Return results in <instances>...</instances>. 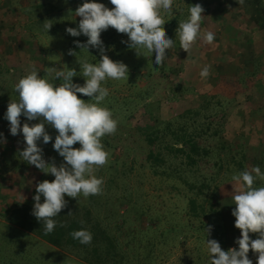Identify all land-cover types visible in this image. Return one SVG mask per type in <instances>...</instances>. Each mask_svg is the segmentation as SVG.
Returning <instances> with one entry per match:
<instances>
[{"label":"trees","instance_id":"obj_1","mask_svg":"<svg viewBox=\"0 0 264 264\" xmlns=\"http://www.w3.org/2000/svg\"><path fill=\"white\" fill-rule=\"evenodd\" d=\"M178 1L186 3V17L189 15L188 9L191 5L202 2L200 0ZM233 1L235 4L238 2V5L246 9L254 25L264 28L263 0H243V3H240V0ZM98 2L109 8L113 7L109 0H99ZM44 8V4L31 3L24 9L27 12V24L30 28H37L43 20L41 16L45 13ZM69 15L68 12L63 14L64 21L70 19ZM177 19L166 20L163 25L167 36L174 40V47L166 50L167 59L162 66H155L153 64L154 57L151 55L145 57L138 55L127 44L121 43L122 40H128L127 35L118 33L112 27L101 32L100 35L105 54L113 61H126L129 69L128 75L135 70V73H131V77H138L137 74L140 69L146 68L149 71L151 67L148 68L147 64L150 63L153 68L151 72L145 74L146 76L142 75L144 80L152 78L160 83L165 79H169L167 82L172 83L173 78L180 75L174 74V68L179 64L174 52L178 50H182L181 53L183 52V49L180 48L179 37L176 35L180 18ZM66 23L69 24V21ZM78 23L79 21L73 26L77 27ZM74 41H80L83 44L87 41V37L84 35L77 37L68 35L67 39L64 40L67 44L66 60L69 68H74L79 72V62L82 59H87L92 63L100 59L97 48L89 46L88 53L86 50L77 47ZM70 52H73V55ZM257 59L259 58H255L251 65ZM169 62H174L172 68L169 67ZM11 70V68L0 65V123H9L4 119L7 105L13 99H18V95L14 91V85L11 83L6 84L2 80ZM172 74H174V77H172ZM238 74L237 80L240 83L253 84L251 79H257V74L248 71V68L241 69ZM40 75H45V71L42 70ZM72 81L83 85L84 78L76 76L72 78ZM60 82L62 81H54V83ZM175 88L174 86L173 89ZM148 89L147 86L138 91L139 101H142L144 96H151ZM189 91L192 92L193 90L190 89ZM77 95L78 98L85 101L91 99L79 93ZM165 96L169 97V92H166ZM103 105H106L112 113L117 112V106L110 97H106ZM261 105L264 104L261 103ZM222 117L224 116L221 110L218 111L216 106L213 107L210 98L206 96L203 100H199L195 108L186 109L171 120L159 122L149 127L138 128L134 134H131L132 129L128 128L126 134H120L118 138L123 153L129 154L136 151L133 145L137 143H140L139 147L145 149L141 153H133L129 161L124 160L122 156H113L111 150L116 148V144L112 145L106 135L102 138V143L109 153L108 163L100 167L95 173L98 177H103L104 181L100 194L90 195L86 198L82 195L77 198L65 196L67 205L55 218L57 225L53 232L46 235L43 223H40L32 215L34 205L32 197L36 194V183L31 189L28 188V196L24 202H12L8 205L2 216L3 223L7 227L12 226L25 232L29 238L37 239L53 249L73 256L83 264H152L154 250L161 245V240L166 241L164 235L168 230L173 229V225L171 224L167 229L158 233L155 226L161 222L170 224L169 220L166 221V217L162 219L158 213L153 216L148 215L149 203L141 197L144 195L142 194L144 177L148 174L150 179L163 182L171 192L183 197L184 206L181 218L186 219V223L190 227L197 228L200 231L213 224L217 229V235H219L214 236V239L219 242L220 246L222 245L223 250L238 248L230 245L226 239L222 238L229 230L240 237V230L233 229L234 225L228 215L222 214L219 211L220 208L216 205V192L221 181H218L219 176L214 174V171L222 172L225 175V180L232 185L233 192L231 195L226 198L220 196V206L223 208L227 203L233 204L232 196L235 189L238 188V184L232 179L234 175L253 166H259L261 171L264 172V148L260 145L247 144L243 136H241L242 140L240 138L230 140L224 125L220 122ZM262 119H264V115ZM20 120L23 123H29V125L38 122L36 120L27 121L23 116L20 117ZM45 130L53 139L57 135V131L50 125H45ZM21 137L20 143L22 145L24 143L22 134ZM16 141L10 137V139L5 140V143L14 142L17 144ZM38 145L43 149L44 159L50 162V155L57 153L52 148V142L50 141L47 144L38 142ZM5 147V151L1 156L3 160L1 163L4 164L13 158L9 159L8 157L9 154L11 156L12 148ZM14 148L17 149L18 155L19 151L23 150V147L20 146ZM111 156H113V159H111ZM22 162L25 168L38 172L40 175L37 178L39 182L52 181L50 180V174H45L35 166L26 165L23 160ZM209 163H212V169L206 171ZM3 171L8 172L9 169L8 167L2 168L0 165V172ZM256 186H264V180H257ZM221 201L224 202V205ZM41 202H43V196H41ZM229 207L230 205L228 208H224L229 209ZM144 218L149 222L146 227L143 226ZM183 222L185 223V221ZM81 228L91 232L92 240L90 244H81L70 235L73 231ZM4 234V232H1V235ZM249 235L251 239H256L258 236L257 233H249ZM204 237L208 238L209 235L205 232ZM247 255L257 257V254L251 249ZM22 260H25L23 263L26 264H41L42 261L40 256L26 254V252ZM15 262L17 261L9 260L8 264H14ZM186 264H210V261L199 255L195 259L186 262Z\"/></svg>","mask_w":264,"mask_h":264},{"label":"rangeland","instance_id":"obj_2","mask_svg":"<svg viewBox=\"0 0 264 264\" xmlns=\"http://www.w3.org/2000/svg\"><path fill=\"white\" fill-rule=\"evenodd\" d=\"M200 1H202L200 5L205 10L202 13L204 17L201 33L212 31L215 39L211 44L204 43L202 38L197 40L189 53L184 50L182 53V50L174 52L179 62L174 68V74L180 75L173 78L172 83L167 82L169 79L160 83L152 78L144 80L142 75L148 74L153 68L150 63L147 64L148 68L151 67L150 70L140 69L138 77L130 76L131 73H135L134 70L128 75L127 81L109 79L105 82L104 86L109 89L108 97L117 106V112L113 113L118 121L117 130L106 137L112 145L116 144V148L111 150L113 156H122L124 160L129 161L133 153L138 154L145 150L139 147L140 143H137L133 145L136 151L129 154L123 153L118 138L120 134H126L128 128L132 129L131 134H134L138 128L171 120L182 111L195 108L199 100H203L206 96L210 98L211 105L216 106L217 110L223 113L224 117L220 122L224 125L230 140L239 138L242 140L241 136H243L247 144L260 145L264 148V119H262L264 105H261V103L264 104V28L254 25L249 13L244 7L238 5V2L235 4L233 0ZM83 2L84 0H0V65L12 69L2 79L6 84L14 85L26 71L31 69L32 65H35L39 73L44 70L45 75L49 67L67 66V44L64 40L69 34L65 29L75 28L73 24L80 20V17L75 16V9ZM31 3L45 6V13L41 16L43 20L37 28H30L27 24V12L24 9ZM185 4L184 1L176 0L177 6L173 9V17L165 16V20L173 18H180L179 22L186 20L188 17L185 15ZM67 12L70 14V19L64 21L63 14ZM49 20L52 26L46 34L43 24ZM68 21L69 24L66 23ZM255 58L259 59L251 65ZM123 63L128 65L126 61ZM173 63L169 62V67L172 68ZM206 64L211 65L210 75L203 79L199 76V72ZM246 68L257 74V79H251L253 84L240 83L237 80L238 72ZM147 86L151 96H144V99L139 101L138 91ZM174 86L175 89H173ZM190 89L193 91H189ZM166 92H169V97L165 96ZM0 133H3V138H0V165L2 168L9 169L8 172H0V264H8L9 260L17 261L14 264H26L23 263L25 260H22L25 252L40 256L41 264H83L73 256L53 249L37 239L29 238L25 232L12 226H10L12 228L7 227L3 223L2 216L8 205L12 202H24L28 196V188L31 189L39 182L37 178L40 175L35 170L23 166L22 159L14 148L15 146L24 147V143L22 145L20 143L21 133L11 135L7 122L0 123ZM10 137L12 140H17V144L5 143V140ZM5 146L12 148L11 156L9 154L8 157L13 158L4 164L1 163L3 162L1 156ZM79 146L78 142L73 145L75 148ZM50 156V162H54L57 166L63 162V158L57 153ZM25 164L28 165L26 161ZM17 165L19 167L15 168ZM211 166L212 163H209L206 171H211ZM214 174L219 176L218 181H221L216 192V205L222 214L228 215L234 225L235 217L231 215V212L235 205L227 203L224 207L228 208L232 205V208L225 209L220 206L219 200L220 196L226 198L232 194V185L225 180L222 172L214 171ZM146 175L142 192L144 195L141 197L149 203L148 215L153 216L158 213L162 219L166 217V221L170 222V224L163 222L157 224L155 226L157 232L173 225L172 231L168 230L164 235L166 241L161 240V245L154 250L152 264H186L199 255L208 260L203 241L219 236L215 225L211 224L209 237L205 238L204 234L208 226L198 231L197 228L190 227L186 219L181 218L183 197L171 192L163 182L150 179V176ZM53 179L54 177L50 174V180ZM221 202L224 205V202ZM143 220V226L146 227L149 222L146 218ZM233 229L238 230L235 226ZM1 232L5 234L1 235ZM222 238L226 239L230 245L238 247L235 241L239 237L234 235L232 230L226 231ZM248 258L256 264L255 256L249 255Z\"/></svg>","mask_w":264,"mask_h":264},{"label":"clouds","instance_id":"obj_3","mask_svg":"<svg viewBox=\"0 0 264 264\" xmlns=\"http://www.w3.org/2000/svg\"><path fill=\"white\" fill-rule=\"evenodd\" d=\"M109 3L114 7L109 8L96 0H84L75 9V16L80 17L77 27L65 29L73 37L86 36L85 43H74L87 52L89 46L97 48L100 59L95 63L82 59L79 72L66 65L49 67L43 76L32 65L14 84L18 99L8 103L4 114L10 134L15 136L19 132L23 136L24 147L19 151V157L54 177L52 181L37 183L36 194L32 197V215L43 223L46 235L53 232L57 225L55 218L67 205L65 196L77 198L82 195L86 198L102 192L103 177L95 174L108 163L109 153L102 138L114 134L118 124L112 111L103 105L109 95V89L104 85L109 79L127 81L129 69L123 62L113 61L105 54L101 32L112 27L118 33L126 34L128 40L121 43L127 44L138 55L154 57L155 66H162L167 59L166 50L174 47V40L167 36L163 25L165 16L173 17L176 0H109ZM203 12L200 4L191 5L188 18L178 23L176 35L180 48L186 53L201 38L206 44L213 43L215 39L212 31L201 33ZM51 26L50 20L43 24L46 34ZM210 69L211 65H204L199 76L206 79ZM76 76L84 78L83 85L73 83L72 78ZM55 80L62 82L54 83ZM78 93L91 99L78 98ZM21 116L27 121L38 122L21 124ZM45 125L57 131L54 139L45 130ZM0 138H3V133H0ZM50 141L53 150L63 158L59 166L47 162L43 149L38 145V142L47 144ZM77 142L80 146L73 147ZM232 179L238 184L232 196L235 207L231 212L235 217L234 226L240 230V237L235 241L238 248L223 250L215 239H204L208 260L210 264H253L247 255L251 249L257 254L256 264H264V186H256L257 180H264V172L259 166H253ZM211 228L209 225L207 234ZM249 233H257L258 236L251 239ZM70 235L85 245L92 240L91 232L85 228Z\"/></svg>","mask_w":264,"mask_h":264}]
</instances>
